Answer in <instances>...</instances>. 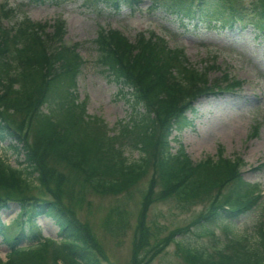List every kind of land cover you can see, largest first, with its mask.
Listing matches in <instances>:
<instances>
[{
	"label": "trees",
	"instance_id": "1",
	"mask_svg": "<svg viewBox=\"0 0 264 264\" xmlns=\"http://www.w3.org/2000/svg\"><path fill=\"white\" fill-rule=\"evenodd\" d=\"M149 1L150 10L161 9L181 23L239 30L251 25L264 37V0ZM140 2L83 0V5L97 10L102 4L118 12ZM13 14L5 3L0 6V140H8L7 148L21 152L24 159L22 166L14 167L0 154V237L9 249L0 264H106L92 231L66 199L75 197L78 204L89 191L128 193L149 170L130 264H150L170 243L184 264H264V220L256 227L254 241L231 229L236 218L257 206L264 208L259 185L243 179L240 157L227 158L220 148L216 159L194 163L181 145L175 152L171 145L174 132L194 125L198 97L231 90L240 86L239 80L227 73L221 82L210 80L213 64L199 70L163 35L140 33L130 40L120 30L102 29L94 40L96 62L120 86L119 94L133 112L111 134L102 119L86 114L85 102L77 98L83 59L77 43L63 42L64 21L51 26L23 18L5 24ZM126 142L140 151L137 159L125 155ZM168 199L183 210L199 203L204 208L189 225L150 242L146 213L155 201ZM12 203L19 211L5 224L1 211ZM111 215L106 228L124 230L126 210L116 205ZM40 216L52 219L58 239L43 238L36 223ZM220 226L226 242L212 251L177 239L187 233L213 237V228ZM159 231L154 226L155 236Z\"/></svg>",
	"mask_w": 264,
	"mask_h": 264
},
{
	"label": "rangeland",
	"instance_id": "2",
	"mask_svg": "<svg viewBox=\"0 0 264 264\" xmlns=\"http://www.w3.org/2000/svg\"><path fill=\"white\" fill-rule=\"evenodd\" d=\"M251 0H241L248 4ZM13 8L14 14L6 19V24H14L21 19L36 23L54 25L58 19L65 23L62 36L67 45L77 43V50L83 64L77 77L76 94L79 101L85 102L86 114L99 117L110 129L111 134L118 130V122L129 121L133 113L131 106L119 94V85L114 82L97 64L95 38L102 29L120 30L130 40L138 34L163 35L170 46L182 48L188 61L199 70L208 64L214 67L208 72L210 80L221 82L227 73L230 78L241 82L240 86L222 93L204 94L195 100L198 116L192 127L174 132L172 151L181 145L194 163L207 157L217 158L219 149L223 156L243 162L242 176L250 184H257L264 195V37L251 26L239 30L238 26L206 27L182 22L161 9L150 10L149 0H141L132 9L123 6L118 12L99 5L97 10L85 8L83 0H0V6ZM52 28L48 27L47 31ZM225 85V82L221 83ZM174 137L176 139H174ZM8 140H0V154L14 167L22 166L24 155L7 148ZM125 155L134 160L140 151L126 142ZM151 170L128 193L100 195L91 191L85 193L80 203L75 197L66 199L74 208L78 220L88 225L95 239L107 257L106 264H130L140 210L142 191L148 185ZM157 189V188H156ZM128 213L124 230H109L106 221L114 206ZM204 204H197L183 210L174 199L155 201L145 216V227L151 233L150 242L155 237L163 238L170 231L189 225ZM19 207L10 204L1 211V220L11 224ZM264 220V208L257 206L234 220L231 229L254 241L259 221ZM43 238L58 239L57 226L52 219L40 216L36 219ZM154 226L160 228L155 236ZM193 230V229H192ZM213 237L197 238L185 234V243L194 247L213 250L226 242L225 233L220 227L213 228ZM147 232V231H146ZM26 245L25 242L21 244ZM7 245L0 237V259L5 260ZM150 264H184L176 253V246L170 243L158 253Z\"/></svg>",
	"mask_w": 264,
	"mask_h": 264
}]
</instances>
